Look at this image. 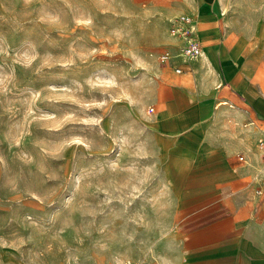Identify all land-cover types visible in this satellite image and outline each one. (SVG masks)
<instances>
[{
  "label": "rangeland",
  "instance_id": "obj_1",
  "mask_svg": "<svg viewBox=\"0 0 264 264\" xmlns=\"http://www.w3.org/2000/svg\"><path fill=\"white\" fill-rule=\"evenodd\" d=\"M193 1L0 0V264H130L176 228L150 126ZM212 1L264 90V0Z\"/></svg>",
  "mask_w": 264,
  "mask_h": 264
},
{
  "label": "crops",
  "instance_id": "obj_2",
  "mask_svg": "<svg viewBox=\"0 0 264 264\" xmlns=\"http://www.w3.org/2000/svg\"><path fill=\"white\" fill-rule=\"evenodd\" d=\"M212 4L194 0L182 12L198 19L203 54L170 62L183 75L161 84L151 115L166 186L186 206L130 264H264V90L258 63L227 38Z\"/></svg>",
  "mask_w": 264,
  "mask_h": 264
},
{
  "label": "built area",
  "instance_id": "obj_3",
  "mask_svg": "<svg viewBox=\"0 0 264 264\" xmlns=\"http://www.w3.org/2000/svg\"><path fill=\"white\" fill-rule=\"evenodd\" d=\"M198 31V19L195 15L189 13L178 14L172 19L169 26V35L173 43L160 51V60L170 63L176 60L191 61L200 57L203 54V48ZM174 69L177 73L184 71L183 67L178 63L174 65ZM153 109L154 107H151V110ZM260 144L263 149L262 158L264 162V139L260 140ZM240 158H243V156H240ZM263 190L262 187H259L257 193H262Z\"/></svg>",
  "mask_w": 264,
  "mask_h": 264
}]
</instances>
